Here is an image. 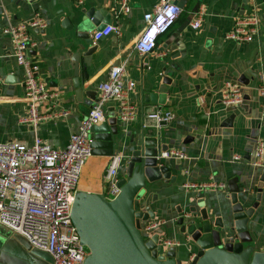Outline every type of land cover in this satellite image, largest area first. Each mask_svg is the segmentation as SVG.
<instances>
[{
  "label": "crops",
  "instance_id": "obj_1",
  "mask_svg": "<svg viewBox=\"0 0 264 264\" xmlns=\"http://www.w3.org/2000/svg\"><path fill=\"white\" fill-rule=\"evenodd\" d=\"M126 1L129 11L123 8L124 0H0V142L31 145L40 136L52 148L64 149L92 109L98 86L108 79L109 69L124 64V79L136 84L129 95L135 117L123 123L117 103H107L103 122L116 118L120 133L113 150L94 153L86 161L77 192H105L103 176L110 153L123 155L119 168L123 180L140 134L160 135L168 150L187 155L183 159L162 158L173 164L175 180L162 178L148 183L143 192L144 200L157 212L156 219L162 221L165 235L178 241L177 219L191 217L193 209L199 210V196L204 195L205 205L217 203L219 211L226 214L231 206L229 182L236 178L241 193L248 192L247 207L255 206L248 224L252 245L264 251V155L261 165L253 164L256 145L264 142V0H185L174 25L146 54L135 47L146 27L144 15L164 0ZM92 7L110 13L111 24L117 25L120 33L94 41L95 25L86 19L96 48L84 56L93 45L77 36L76 26ZM35 12H40L47 27L30 32L35 45L26 55L40 66L38 79L46 89L59 94L52 103L40 105L42 114L49 117L37 126L21 122L29 113L23 87L25 70L12 54L11 37L4 33L9 23L31 19ZM254 13L259 29L254 41L239 43L227 38L238 18ZM198 15L202 22L194 29L190 22ZM71 24L72 30L68 27ZM228 80L242 85L241 106L223 105L222 89ZM66 110L68 115H60ZM156 112H171L174 119L158 122L150 116ZM211 180L224 183L226 188L184 187L187 182ZM7 239L13 253L28 258H12L13 264H38L30 245L26 248V239L0 224V240ZM182 257L189 258L187 252H182Z\"/></svg>",
  "mask_w": 264,
  "mask_h": 264
},
{
  "label": "built area",
  "instance_id": "obj_2",
  "mask_svg": "<svg viewBox=\"0 0 264 264\" xmlns=\"http://www.w3.org/2000/svg\"><path fill=\"white\" fill-rule=\"evenodd\" d=\"M125 11H129L126 0L123 2ZM182 9L174 2L162 1L152 12L144 15L146 27L136 40L135 47L140 54L153 51L157 46L158 37L154 38L152 28L161 34L166 33L179 18ZM202 17L198 15L190 22V26L198 29ZM47 22L40 12L28 20L9 23L4 33L12 39V54L17 63L25 70L23 87L29 102L28 116L21 119L22 123L37 126L49 116L42 114L40 105L52 103L58 93L49 92L44 83L38 79L40 66L27 57L28 50L35 45L30 32L45 29ZM258 16L249 14L238 18L235 29L227 35L239 43L251 42L258 35ZM113 33L119 34L115 24L93 33L94 41H99ZM125 65H114L109 69L108 79L99 84V95L89 114L81 122L64 149H55L40 136H36L31 145L20 141L0 142V224L12 232L23 236L29 244L38 250L49 253L53 264H83L90 251L81 242L72 220V206L81 171L86 161L93 155L91 128L106 120L105 109L110 101L118 105V118L123 123H130L134 117V106L129 95L135 88L133 80H125ZM222 103L225 106H241L244 103L242 85L236 80H228L222 89ZM69 111H62L66 116ZM156 121L174 119L171 112H160L150 115ZM264 155V142L259 141L254 152L253 164L261 165ZM186 153L177 149H169L161 153V158H186ZM123 160L122 154L113 153L104 172L105 194L112 200L121 191L119 168ZM186 188L225 189L224 183L214 180L202 183H185ZM188 216V215H185ZM162 221L158 219L144 222L141 230L145 238L162 230ZM160 240L165 248L178 246L179 241L168 238L165 233Z\"/></svg>",
  "mask_w": 264,
  "mask_h": 264
},
{
  "label": "water",
  "instance_id": "obj_3",
  "mask_svg": "<svg viewBox=\"0 0 264 264\" xmlns=\"http://www.w3.org/2000/svg\"><path fill=\"white\" fill-rule=\"evenodd\" d=\"M174 2L180 8L184 7L185 0ZM86 19L100 30L111 24L112 18L110 13L92 7L85 11L77 24V36L93 45L84 54L89 56L96 46L87 29ZM68 27L73 29L72 24ZM75 87L80 88L78 81ZM81 95L82 91L77 93V98L81 99ZM119 133L116 118L94 125L91 128V134H96L92 137L93 154H108L107 150H113ZM137 142L136 150L127 161L126 177L121 180V191L117 197L110 200L104 192L87 191H78L75 195L71 213L73 224L81 242L90 251L83 264H264V251H258L252 245L253 237L248 225L255 206L247 207L248 192L241 193L236 178L229 182L227 197L231 206L226 214L221 213V209L219 211L217 203L207 206L204 195L199 196V210L193 209L191 217L180 216L177 219L175 233L179 238L178 246L165 248L162 245L163 229L146 239L141 227L144 222L156 219L157 212L148 200H144L143 192L148 183L159 179L174 181V166L161 158V153L168 147L161 144L160 135L141 133ZM7 244L8 239L0 240V264H13L12 258L28 260L13 253ZM182 252H187L189 258L184 259ZM32 253L36 256L33 248Z\"/></svg>",
  "mask_w": 264,
  "mask_h": 264
},
{
  "label": "rangeland",
  "instance_id": "obj_4",
  "mask_svg": "<svg viewBox=\"0 0 264 264\" xmlns=\"http://www.w3.org/2000/svg\"><path fill=\"white\" fill-rule=\"evenodd\" d=\"M10 230V229H9ZM11 231V230H10ZM23 237V236H22ZM25 239V238H24ZM27 241V240H26ZM28 242V241H27ZM29 243V242H28ZM30 245V244H29ZM31 246V245H30ZM32 247V246H31ZM33 248V247H32ZM33 252L36 254V257L38 259V263H43V264H53V258L52 256L44 251L38 250L33 248Z\"/></svg>",
  "mask_w": 264,
  "mask_h": 264
},
{
  "label": "clouds",
  "instance_id": "obj_5",
  "mask_svg": "<svg viewBox=\"0 0 264 264\" xmlns=\"http://www.w3.org/2000/svg\"><path fill=\"white\" fill-rule=\"evenodd\" d=\"M151 33L154 36V38H157V37L159 38V36L162 35L160 32H157L155 28H152Z\"/></svg>",
  "mask_w": 264,
  "mask_h": 264
},
{
  "label": "trees",
  "instance_id": "obj_6",
  "mask_svg": "<svg viewBox=\"0 0 264 264\" xmlns=\"http://www.w3.org/2000/svg\"><path fill=\"white\" fill-rule=\"evenodd\" d=\"M170 28H171V27H170ZM168 31H169V30H168ZM168 31H167V32H168ZM164 34H165V33H164ZM162 35H163V34H162Z\"/></svg>",
  "mask_w": 264,
  "mask_h": 264
}]
</instances>
